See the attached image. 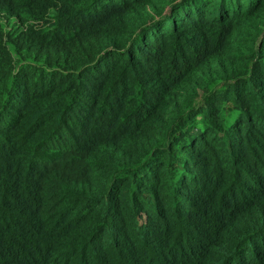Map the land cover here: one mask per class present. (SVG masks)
<instances>
[{
  "label": "trees",
  "instance_id": "16d2710c",
  "mask_svg": "<svg viewBox=\"0 0 264 264\" xmlns=\"http://www.w3.org/2000/svg\"><path fill=\"white\" fill-rule=\"evenodd\" d=\"M0 264H264V0H0Z\"/></svg>",
  "mask_w": 264,
  "mask_h": 264
}]
</instances>
